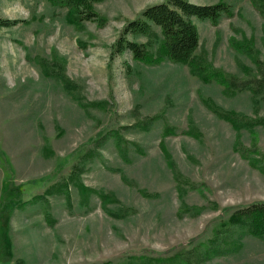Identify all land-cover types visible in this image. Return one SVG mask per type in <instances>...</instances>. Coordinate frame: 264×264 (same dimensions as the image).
I'll return each instance as SVG.
<instances>
[{
  "label": "rangeland",
  "instance_id": "obj_1",
  "mask_svg": "<svg viewBox=\"0 0 264 264\" xmlns=\"http://www.w3.org/2000/svg\"><path fill=\"white\" fill-rule=\"evenodd\" d=\"M165 1L99 0L94 8L106 23L77 25L49 0H0L1 17L24 20L0 26V233L8 264L168 256L211 237L235 209L264 201V173L235 148L231 124L203 103L264 118V90L249 88L264 79V14L251 0H190L234 8L218 25L195 19L201 52L236 81L226 89L202 82L185 63L148 65L129 51L110 58L126 24ZM244 35L254 41L251 57L229 43ZM36 57L56 61L76 88L45 75ZM166 127L173 131L164 135ZM192 127L199 137L185 132ZM240 135L239 146L263 165L264 125ZM10 184L21 189L6 195ZM100 192L113 196L115 213ZM243 241L238 253L203 264H264V242Z\"/></svg>",
  "mask_w": 264,
  "mask_h": 264
},
{
  "label": "trees",
  "instance_id": "obj_2",
  "mask_svg": "<svg viewBox=\"0 0 264 264\" xmlns=\"http://www.w3.org/2000/svg\"><path fill=\"white\" fill-rule=\"evenodd\" d=\"M99 0H49L55 6L67 9V17L77 25H82L85 21H95L99 25L106 23V18L94 8V3ZM254 7L264 14V0H251ZM234 8L226 1H219L212 4H199L190 0H167L165 2L149 5L144 8L140 15L130 20L121 35L111 46L110 58L129 51L136 61L148 65H155L168 59L175 63H185L189 71L196 75L202 82L211 83L216 81L230 89L236 81L223 70L212 66L207 55L201 52L200 34L195 19L209 20L212 24L218 25L220 20L234 15ZM23 19H11L0 16V26H13ZM142 36L145 41H138L129 38ZM229 43L235 51L253 56V38L242 36L237 38L231 36ZM30 57V55H28ZM43 73L47 76L59 78L65 88L73 90L76 83L72 81L60 68L56 61H49L43 57L35 58ZM59 68V69H56ZM255 80L249 88L255 92L264 90V79ZM203 103L219 118L228 121L237 132L235 148L241 152L242 157L247 158L252 167H257L264 173V164L257 165L259 159L248 154L240 146V132L243 128L251 129L256 124L264 125V118L249 120L233 109H222L213 107L208 101ZM81 104H83L81 102ZM103 102L93 103L101 105ZM173 130L166 127L164 135ZM186 133L199 137V134L192 127ZM118 150L124 152L120 135L115 137ZM165 142L161 143V148L168 160L169 166H173L172 155L169 153ZM0 152L2 150L0 149ZM249 155V156H248ZM4 156V155H3ZM1 156V157H3ZM8 164V161L3 162ZM6 191L9 195L13 190L19 192L21 187L10 184ZM13 189V190H12ZM83 190H89L84 187ZM100 198L103 208L115 213L109 208V202L113 196L108 193H101ZM204 206L197 207L196 211L201 212ZM246 236H254L264 242V201L253 202L249 205L239 207L232 211L227 218L220 221L212 228V236L203 239L191 250L177 251L168 256L139 255L130 256L123 264H203L219 256H228L238 253L244 245ZM0 260L8 264L6 252V238L4 233H0Z\"/></svg>",
  "mask_w": 264,
  "mask_h": 264
}]
</instances>
